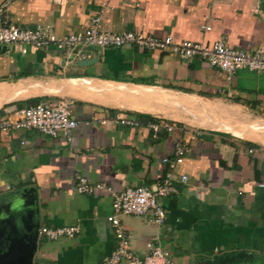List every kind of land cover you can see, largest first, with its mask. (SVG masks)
Wrapping results in <instances>:
<instances>
[{
    "label": "crops",
    "instance_id": "crops-1",
    "mask_svg": "<svg viewBox=\"0 0 264 264\" xmlns=\"http://www.w3.org/2000/svg\"><path fill=\"white\" fill-rule=\"evenodd\" d=\"M97 15L115 33L264 51V0H0V24L58 35ZM57 100L77 121L70 140L0 131V254L16 255L5 264L22 255L28 264H101L115 246L110 196L78 193L75 175L116 191L151 187L170 170L163 159L177 141L187 153L172 169L176 192L161 200L165 221L156 224L151 211L120 216L131 250L143 257L156 238L176 264L233 251L264 259V72L227 77L167 49L85 46L70 60L53 48L0 44V119ZM116 114L138 125L114 122ZM41 226L78 231L47 240Z\"/></svg>",
    "mask_w": 264,
    "mask_h": 264
},
{
    "label": "built area",
    "instance_id": "built-area-1",
    "mask_svg": "<svg viewBox=\"0 0 264 264\" xmlns=\"http://www.w3.org/2000/svg\"><path fill=\"white\" fill-rule=\"evenodd\" d=\"M204 29L209 27L204 26ZM0 44L18 45L25 52L26 47L49 49L61 53L66 59H75L85 46L99 48L138 47L142 50H169L184 60L199 59L211 67L222 70L227 77L236 71L247 69L254 72H264V51L255 49L245 51L235 49L224 39L212 43L194 42L184 40L175 42L170 36L154 37L135 31H121L118 33L104 30L100 27V16L91 18L88 26L77 33L58 35L46 25L22 27L10 22L0 24ZM15 118H1L0 131L17 129H34L38 132L55 137L64 134L68 140L77 121L68 111L65 100L40 102L27 108L15 111ZM114 122L137 126L135 119L124 118L116 114L112 117ZM102 122H105L103 120ZM153 130L156 124H148ZM167 130L174 127L163 124ZM250 151L253 148L249 149ZM187 147L183 141H177L174 146L173 158H164L170 170L157 184L148 186L126 187L116 191L110 185L92 182L83 175H75V189L78 193L105 192L110 196L111 214L108 217L113 227L115 246L101 264H176L170 253L163 249L155 238L146 244L143 257L138 256L130 248V243L120 223V216L125 214L143 215L151 211L154 222L162 224L166 218V211L161 200L176 189L173 185V171L175 165L183 162ZM264 155V154H263ZM185 180V176H181ZM78 231L77 227H49L41 226L39 235L47 240H55L60 236L73 237Z\"/></svg>",
    "mask_w": 264,
    "mask_h": 264
},
{
    "label": "trees",
    "instance_id": "trees-1",
    "mask_svg": "<svg viewBox=\"0 0 264 264\" xmlns=\"http://www.w3.org/2000/svg\"><path fill=\"white\" fill-rule=\"evenodd\" d=\"M244 257H246V253L243 251L224 252L206 259L201 264H240L244 262Z\"/></svg>",
    "mask_w": 264,
    "mask_h": 264
},
{
    "label": "rangeland",
    "instance_id": "rangeland-1",
    "mask_svg": "<svg viewBox=\"0 0 264 264\" xmlns=\"http://www.w3.org/2000/svg\"><path fill=\"white\" fill-rule=\"evenodd\" d=\"M246 253V257H244V262H241L240 264H264V259L259 257L257 254L254 253ZM15 254L10 255H2L0 254V264H5V261L8 262V259L13 258ZM6 257V259H5ZM246 259V261H245Z\"/></svg>",
    "mask_w": 264,
    "mask_h": 264
},
{
    "label": "water",
    "instance_id": "water-1",
    "mask_svg": "<svg viewBox=\"0 0 264 264\" xmlns=\"http://www.w3.org/2000/svg\"><path fill=\"white\" fill-rule=\"evenodd\" d=\"M87 63H88V61L83 60V61H81L79 64H81V65H85V64H87ZM15 256H16V255H15ZM10 260H13V258H11ZM15 261H16L15 264H28V263H27V257H26L25 255L20 256V257H19L18 259H16Z\"/></svg>",
    "mask_w": 264,
    "mask_h": 264
}]
</instances>
